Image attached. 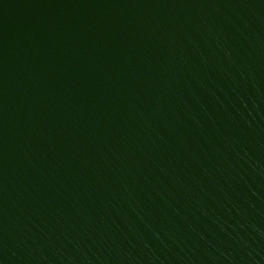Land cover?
<instances>
[{
    "label": "water",
    "instance_id": "obj_1",
    "mask_svg": "<svg viewBox=\"0 0 264 264\" xmlns=\"http://www.w3.org/2000/svg\"><path fill=\"white\" fill-rule=\"evenodd\" d=\"M0 264H264V0H0Z\"/></svg>",
    "mask_w": 264,
    "mask_h": 264
}]
</instances>
